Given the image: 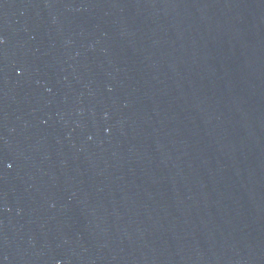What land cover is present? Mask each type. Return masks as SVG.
Listing matches in <instances>:
<instances>
[{
  "label": "water",
  "instance_id": "1",
  "mask_svg": "<svg viewBox=\"0 0 264 264\" xmlns=\"http://www.w3.org/2000/svg\"><path fill=\"white\" fill-rule=\"evenodd\" d=\"M0 264H264V0H0Z\"/></svg>",
  "mask_w": 264,
  "mask_h": 264
}]
</instances>
